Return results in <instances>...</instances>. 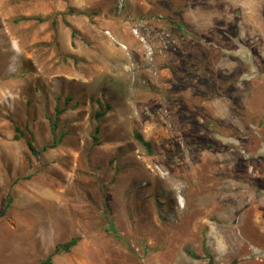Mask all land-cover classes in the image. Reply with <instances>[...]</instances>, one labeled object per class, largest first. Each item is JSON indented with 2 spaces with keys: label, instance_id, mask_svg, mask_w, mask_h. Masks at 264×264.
Wrapping results in <instances>:
<instances>
[{
  "label": "rangeland",
  "instance_id": "obj_1",
  "mask_svg": "<svg viewBox=\"0 0 264 264\" xmlns=\"http://www.w3.org/2000/svg\"><path fill=\"white\" fill-rule=\"evenodd\" d=\"M263 199L264 0H0V264H264Z\"/></svg>",
  "mask_w": 264,
  "mask_h": 264
},
{
  "label": "trees",
  "instance_id": "obj_2",
  "mask_svg": "<svg viewBox=\"0 0 264 264\" xmlns=\"http://www.w3.org/2000/svg\"><path fill=\"white\" fill-rule=\"evenodd\" d=\"M108 108L110 107V105H107ZM66 110V108H60L59 106L56 108V117H55V120H54V124L56 122L57 124V121L59 120V116L61 113H63L64 111ZM106 110L107 109H102L100 111H98L96 113V118L97 120H99L101 118V116L105 115L106 114ZM100 122L97 124L96 126V132H99L100 131ZM17 130L19 131V128H17ZM17 136V135H16ZM136 138L148 149L149 152H152V143L148 140H146L144 138V136L141 134V133H136ZM27 143H28V146L29 148L33 151V152H36V147L34 146V144L32 143V140L31 139H28L27 140ZM57 146L56 143L54 144H51V145H46L44 148L45 150L50 148V147H55ZM2 214H4V211L2 212ZM79 242V238L78 237H73L71 238L69 241L67 242H64V243H59L56 245L55 247V250L52 254H50L46 259H44L41 264H53V257L55 254H59L61 252H68L71 250V248L75 245H77V243Z\"/></svg>",
  "mask_w": 264,
  "mask_h": 264
},
{
  "label": "crops",
  "instance_id": "obj_3",
  "mask_svg": "<svg viewBox=\"0 0 264 264\" xmlns=\"http://www.w3.org/2000/svg\"><path fill=\"white\" fill-rule=\"evenodd\" d=\"M259 196H263L261 195V193H259ZM264 202V199L261 201ZM254 207H256V213H254V217L252 218V223L251 228H252V232L247 233L246 231H244L242 233V237L245 240V243H249V249H250V253L255 254L254 258H259L260 255H257V252L263 251L264 252V204L262 203H253ZM244 210H242L243 213ZM240 215V214H239ZM237 219H240L239 221H236L235 223L238 222H242L241 224H245L246 219L244 218V215H240V218L237 217ZM242 229L245 230V227H242ZM254 234H256L257 238L261 240V244L257 243L255 241L254 238ZM250 258V257H249ZM263 258V257H262ZM251 259V258H250ZM257 260H261V259H257Z\"/></svg>",
  "mask_w": 264,
  "mask_h": 264
},
{
  "label": "bare ground",
  "instance_id": "obj_4",
  "mask_svg": "<svg viewBox=\"0 0 264 264\" xmlns=\"http://www.w3.org/2000/svg\"><path fill=\"white\" fill-rule=\"evenodd\" d=\"M2 56H3V54H2ZM2 63V62H1Z\"/></svg>",
  "mask_w": 264,
  "mask_h": 264
}]
</instances>
